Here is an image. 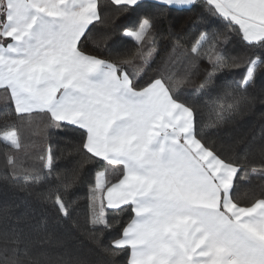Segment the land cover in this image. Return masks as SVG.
<instances>
[{
	"label": "snow or ice",
	"instance_id": "6c2138e0",
	"mask_svg": "<svg viewBox=\"0 0 264 264\" xmlns=\"http://www.w3.org/2000/svg\"><path fill=\"white\" fill-rule=\"evenodd\" d=\"M199 2L112 0L123 12L143 11L123 31L137 45L135 54L110 59L98 44L95 52L86 47L92 29L103 23L98 0H0L2 98L11 101L21 123L40 116L48 127L80 131L74 150L85 157L81 164L96 165L89 189L93 236L113 227L106 209L126 212L119 238L105 251L127 252V264H264V191L248 204L233 196L234 177L247 161L217 154L198 126L196 104L181 100L201 62L209 65L197 88L201 93L217 74L240 71L235 87L225 85L231 102L218 104L217 123L248 99L247 88L264 70V0H203V15L224 33L201 31L191 45L170 35L169 55L179 50V56L152 69L149 58L158 36L154 21L166 10ZM233 33L244 42V51L226 57L225 44ZM181 59L187 61L182 75ZM0 140L21 149L15 122L0 131ZM38 159L42 168L29 170L35 173L31 180L25 174V186L39 183L43 169L49 176L54 170L51 146ZM7 165L13 178L20 175L11 155ZM257 172L264 178V165L253 167ZM73 183L75 177L63 190ZM52 202L63 218H70V202L59 191ZM20 242L4 235L3 264H39L27 250L21 256Z\"/></svg>",
	"mask_w": 264,
	"mask_h": 264
},
{
	"label": "trees",
	"instance_id": "16d2710c",
	"mask_svg": "<svg viewBox=\"0 0 264 264\" xmlns=\"http://www.w3.org/2000/svg\"><path fill=\"white\" fill-rule=\"evenodd\" d=\"M98 3L103 23L96 24L92 29L91 39L86 42L87 49L95 52L98 44L99 52L110 59L135 54L137 45L125 37L123 31L137 23L143 9L123 12L112 0H98ZM144 3L151 5L153 0H144ZM202 4L203 0H200L190 8L166 10L162 18L154 21L158 36L153 56L149 58L152 69L171 63L179 56V50L171 57L169 55L170 35L179 36L191 45L201 31L224 33L222 26L203 15ZM219 39L224 40V36L220 35ZM225 47V56L231 57L244 51V42L233 33ZM135 62L142 63L139 59ZM186 67L187 61L183 59L177 64L181 75ZM208 67L207 63L201 62L199 71L192 77L194 84L182 90L181 100L196 104L198 126L204 130L205 140L212 144L217 154L226 160L247 161V166L234 178L232 194L240 199L241 204H248L254 194L264 191V178L259 172L252 173L253 167L259 169L264 165V70L258 71L255 83L247 88L248 99L240 104L238 111L226 121L217 123L218 104L231 102L225 96V85L235 87L234 82L240 80V71L217 74L215 82L201 93L197 88L204 83ZM2 94L0 92V131L15 122L22 147L11 149L10 145L0 140V248L7 234L9 237H19L21 256L27 250L29 256L38 260L39 264H127V252L113 255L105 251L112 248L113 239L119 238L123 224L129 218L126 212L106 209L108 218L113 219V227L93 236L89 189L94 183L96 165L94 162L81 164L85 157L74 150L80 139V131L74 126H64L59 130L48 127L47 121L40 116H35L31 123H21L14 105L10 100L5 102ZM49 146L56 157L51 176L47 169H43L39 183L25 186V174L31 180L35 173L29 170L42 168L38 157ZM8 155L14 158L20 173L16 178L10 175ZM57 172L61 174L59 179L55 178ZM245 173H249L248 179L244 178ZM74 177L75 183L65 192L63 185ZM57 191L70 202L71 216L68 219L61 216L52 202ZM49 194L52 199L46 198ZM0 264H3L2 254ZM25 264L29 262L25 260Z\"/></svg>",
	"mask_w": 264,
	"mask_h": 264
},
{
	"label": "crops",
	"instance_id": "0c3cea01",
	"mask_svg": "<svg viewBox=\"0 0 264 264\" xmlns=\"http://www.w3.org/2000/svg\"><path fill=\"white\" fill-rule=\"evenodd\" d=\"M0 92H3V90H0ZM235 178V177H234Z\"/></svg>",
	"mask_w": 264,
	"mask_h": 264
}]
</instances>
